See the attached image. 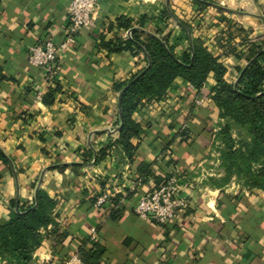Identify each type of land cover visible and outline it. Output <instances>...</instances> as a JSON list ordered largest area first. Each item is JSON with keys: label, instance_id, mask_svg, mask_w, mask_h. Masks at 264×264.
I'll return each mask as SVG.
<instances>
[{"label": "crops", "instance_id": "obj_1", "mask_svg": "<svg viewBox=\"0 0 264 264\" xmlns=\"http://www.w3.org/2000/svg\"><path fill=\"white\" fill-rule=\"evenodd\" d=\"M69 2L0 0V146L10 157L9 164L0 165V221L9 218L11 200L32 203L43 189L55 202L56 223L34 253L37 264H61L63 257L79 253L86 237L88 248L95 241L106 246L105 264H264V190L210 180L224 174L210 163L223 123L211 98L213 73L200 89L176 79L167 98L154 102L155 109L150 104L148 114L146 107L135 114L143 133L132 140L138 145L132 157L118 143L119 93L114 85L142 69L145 56L113 52L104 44L127 38L129 32L117 19L129 18L134 26L143 20L147 30L170 33V43L180 53L188 47V33L176 17L199 5L194 0H100L92 23L61 53L57 80L62 90L46 104L43 96L56 85L45 69L29 61L28 51L48 39H64ZM166 9L176 17L166 16ZM163 15L170 16L168 29ZM240 16L244 32L230 35L244 37L237 45L238 57L209 47L227 67L230 81L246 63L249 42L263 40L262 15ZM190 126L194 133L183 140L179 133ZM101 150L106 154L99 158ZM141 163L148 165V175L142 174ZM167 175L180 178L188 208L166 224L141 218L134 210L138 199ZM105 193L109 199L119 196L118 203L108 199L90 208L87 198ZM115 209L121 215L112 219ZM52 228L68 232L62 247L55 246Z\"/></svg>", "mask_w": 264, "mask_h": 264}, {"label": "trees", "instance_id": "obj_2", "mask_svg": "<svg viewBox=\"0 0 264 264\" xmlns=\"http://www.w3.org/2000/svg\"><path fill=\"white\" fill-rule=\"evenodd\" d=\"M194 3L201 9L214 4L210 0H194ZM165 15L176 17L167 9ZM176 19L188 33V47L180 53L177 52L176 45L170 43V33H164L160 29L147 30L143 20L138 26H134L131 19L122 16L116 22L129 32L127 38L104 43L113 52L130 50L145 56L142 69L114 85L119 93L118 143L132 157L138 149V145L133 144L132 140L143 133L142 124L135 114L153 101L164 99L176 79L181 78L200 89L213 73L216 84L211 98L223 119L215 138L219 141L217 150L225 175L220 179L212 177L210 180L213 185H225L236 177L243 187L264 190V43L250 44L246 63L238 67L237 79L230 81L225 78L227 67L213 54L209 45L201 37L193 36L189 23L178 17ZM53 81L56 86H51L43 96L46 104L53 103L54 95L62 90L59 81ZM192 133L194 131L190 126L181 130L179 135L187 140ZM105 154L106 150H101L99 158ZM9 162L10 157L0 146V165ZM167 162L172 164L171 159ZM139 167L142 174L148 175L146 163H141ZM171 176L167 175L164 181ZM179 182L181 183L180 178ZM97 198L98 194L87 198L90 208L95 205ZM119 199V196L110 197L108 201L117 204ZM54 208V200L43 189H38L32 203H21L15 199L10 201L9 218L0 221V258L4 264H37L34 253L47 237L48 227L56 223ZM120 215L121 212L115 209L111 218L117 219ZM53 229L51 233L53 232L55 246L62 247V238L67 237L68 232H54ZM85 240L79 249L82 263L105 264L103 257L107 251L106 246L95 241L88 248L87 243L91 240L87 237ZM61 261L64 264V257ZM43 264L55 263L50 261Z\"/></svg>", "mask_w": 264, "mask_h": 264}, {"label": "built area", "instance_id": "obj_3", "mask_svg": "<svg viewBox=\"0 0 264 264\" xmlns=\"http://www.w3.org/2000/svg\"><path fill=\"white\" fill-rule=\"evenodd\" d=\"M100 0H70L68 5V25L65 37L61 42L48 39L42 45L29 48V61L47 71L49 79H57L63 61L61 53L72 46L81 30L92 23ZM109 199L105 193L97 198L96 206L104 205ZM188 199L181 194L179 177L172 175L159 186L142 195L136 205L135 212L143 219H149L157 223L166 224L175 219L178 214L188 208ZM51 228V225L49 226ZM92 236H96L97 230L91 228ZM78 252L71 253L64 264H81Z\"/></svg>", "mask_w": 264, "mask_h": 264}, {"label": "rangeland", "instance_id": "obj_4", "mask_svg": "<svg viewBox=\"0 0 264 264\" xmlns=\"http://www.w3.org/2000/svg\"><path fill=\"white\" fill-rule=\"evenodd\" d=\"M213 2L215 4L211 5L209 8H206V10H201L199 7H191V10H185V13H180L181 19L191 25L194 35H196L197 37H201L205 42L210 43L209 47H218L222 49L226 56L233 55L238 57L239 53L236 52L238 50L237 45L241 43L240 41H242L244 37L238 34L235 37L231 38L230 35L233 33V31L244 32V29L240 27V24L237 21L241 17L240 15L243 14H250L251 12L259 13L260 15H262L264 26V0H213ZM193 7H195L194 4ZM236 10H241L243 12H241L240 14L237 13ZM163 17L166 18L165 21L167 20L166 28L168 29V20L170 16L166 17L165 15H163ZM225 32L226 34H223ZM261 36L263 38L262 41L253 42L264 43V33ZM238 37H240L239 40H237ZM231 40H233L235 45L230 43ZM154 102L155 101H153L151 104L155 109L156 103ZM149 105L146 106L147 109L145 108L144 112H146V114H148L149 110H151L150 107L152 105L150 107ZM215 154L216 156H213L214 162L211 160L210 163L214 168H217L218 170L221 169L223 171L224 174H222L221 176H217V178L220 179V177H223V175H225V170L220 166V153L218 152V150ZM217 169H213L212 171H214L215 174L219 173ZM232 184H234L235 187H238L240 183L236 177H233L228 183V186L231 187ZM68 256L69 255L64 257V261L69 258Z\"/></svg>", "mask_w": 264, "mask_h": 264}]
</instances>
